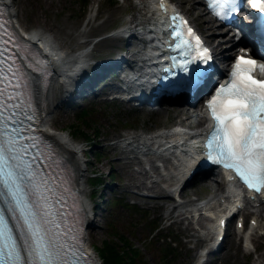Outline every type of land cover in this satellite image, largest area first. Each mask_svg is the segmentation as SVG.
<instances>
[{"label":"rangeland","instance_id":"374dc122","mask_svg":"<svg viewBox=\"0 0 264 264\" xmlns=\"http://www.w3.org/2000/svg\"><path fill=\"white\" fill-rule=\"evenodd\" d=\"M145 1L89 0L85 5L84 0H14L17 11L15 21L21 31L44 29L62 48L73 51L88 48L92 58L99 60L111 57L117 46L125 45V41L113 38L110 34L117 28L131 24L130 20L137 23L135 17L140 18L147 11V7L141 4ZM173 1L181 5L194 18L197 26L207 33L203 21L195 18L197 9L190 8L193 5L202 6L197 0H189L188 3L184 0ZM84 31L86 33H82ZM228 51L232 52V49ZM228 51H224V54H228ZM113 82L114 80H109L98 86L96 95L88 94L77 98L80 103H72L69 99L64 101L50 115L53 128L68 132L84 149L82 157L86 165L85 194L91 207L95 198L105 192L103 208L91 211L92 225L88 228L86 245L103 261L99 252L103 242L107 239L120 244L122 242L119 234H123L140 250L148 264H157L156 255L160 253V245H166L172 240L174 243L171 244L178 246L174 264H195L200 258L201 244L208 240L200 238L202 226L186 215H190L189 209L193 203L215 195L223 189L224 184L220 188L214 187L207 181L210 180L209 176L197 177L191 184L168 197L164 187L172 185L158 179L163 172V166L159 164L163 165L168 161L158 154H146L133 149L132 144H127L126 141L139 139L140 136H151L180 121L198 127L205 120L189 122L178 111L141 110L135 108L131 102L110 100L112 91L121 93L120 88L111 85ZM84 107L93 109L89 124L83 125V129L92 136L98 130L94 144L79 129H75V125H81L78 113ZM95 149L98 154L94 152ZM168 164L169 167L172 166L171 162ZM97 172L103 175L106 185L96 189L92 180ZM106 186L108 188L105 189ZM112 191L121 196L123 202L136 207L109 205L107 199ZM180 198L187 203L173 208ZM180 213L182 214L179 215ZM156 223H160L158 231L151 232V227ZM253 236L255 240L245 245L243 236L232 232L223 252L206 255L204 264H264V259L261 261L260 258L264 253V229L255 230ZM147 237L154 240L149 246L150 249H146L144 244ZM212 240L213 237L210 236L209 241Z\"/></svg>","mask_w":264,"mask_h":264},{"label":"snow or ice","instance_id":"6c2138e0","mask_svg":"<svg viewBox=\"0 0 264 264\" xmlns=\"http://www.w3.org/2000/svg\"><path fill=\"white\" fill-rule=\"evenodd\" d=\"M210 6L226 18L238 13L242 4L241 0H210ZM251 6L264 13V0H251ZM3 11L0 5V13ZM187 33L190 36L179 28L172 32L177 39L170 47L185 49L188 59L180 60V65L188 73L185 83L195 85L208 69L196 65L190 68V62L201 59L207 64L211 56L192 28L188 27ZM3 48L0 40V50ZM257 67L264 71V61L235 56L229 82L216 87L206 101L215 120L206 144L208 158L234 169L250 188L259 191L264 188V79L252 74ZM3 101L0 94V192L9 203L0 205V264H94L81 247L83 240L65 232L55 219V201L49 199L52 189L39 167L44 161L33 159L42 150L35 147V140H28L22 127L13 130L6 117L15 109L5 110ZM5 207L12 209L10 214L6 215ZM9 215L15 219L10 220Z\"/></svg>","mask_w":264,"mask_h":264},{"label":"bare ground","instance_id":"6f19581e","mask_svg":"<svg viewBox=\"0 0 264 264\" xmlns=\"http://www.w3.org/2000/svg\"><path fill=\"white\" fill-rule=\"evenodd\" d=\"M5 4H7L10 8V12L12 14L13 18L17 17V11L14 8V0H2ZM188 3L189 0H184ZM143 7H147V11L145 12V15L140 17L136 16L135 19L138 20L135 24H128L127 27L123 29H119L116 32L119 31H125V32H131L133 28H139V32L141 30H148L149 32L158 33L159 30L162 29L161 22H162V16L156 12L154 2L153 0H146L145 2H141ZM192 4H190L191 6ZM190 8L197 9L195 13V18L203 21L205 26L207 27V40L212 44L213 49L215 50L216 56L218 59H220L221 56L224 55L225 46L227 41L225 42L224 39L219 35L223 30L221 28H218L215 26L213 20L211 17L207 16V13L205 11V8L203 6H196L193 5ZM147 14V15H146ZM130 22L134 23V20H130ZM134 25V26H133ZM44 29H35L31 30V33L29 35L30 40L37 41L41 44V47L45 49V51L54 59V63L57 67L56 75L53 78V82L50 85V87L45 91L41 87V83L39 80L36 79V92L38 95V98L44 108L45 115L43 116L41 127L43 131H45L53 140H55L62 148L63 150L68 154L70 159L74 162L76 166V172H77V182L79 185V189L81 193L83 194V201L85 208L88 212V220L91 223L92 221V207L89 200L86 198L85 194V182H86V165L85 160L82 157V152L84 149L82 146L77 143L73 137L66 131L62 130H55L53 126L50 124V115L54 110L65 101V98L68 96V93L71 92L72 88L77 87L78 84H74L75 77L72 75V71H74V67L76 66V63L85 64L89 60V49H78V50H71V49H64L62 48L59 43L51 38L48 37L45 34ZM82 33H86L85 31ZM234 47V45H231ZM234 49V48H233ZM148 54L151 53V50H148ZM74 79V80H73ZM167 112L166 108L159 109ZM178 113L183 114L186 118L190 120H193V122H202L205 119V114L202 110V108H178ZM184 122V121H183ZM180 121L178 124L174 125L172 128H169L164 131H160L156 134H152L151 136H140V138L136 139H129L126 143L132 144L134 149L141 150L143 152L151 153L156 152L157 148H154L150 146L151 140L156 141H163L167 146H170L172 143H180L181 140L184 138V133L181 128H177L175 126H183V127H189L188 124L183 123ZM126 141V139L124 140ZM191 144H182L181 151H191L192 150ZM177 149V148H176ZM163 157H165L166 161L170 159L171 157L167 156L164 153H160ZM191 155V154H190ZM188 156H184L182 153L176 158V161H171L174 168H169L167 174L162 173L161 177L158 178L164 182H170L171 180H175L173 183H171L172 187L170 186L168 188V197H172L173 193L176 192L178 189V186L181 184L182 181H185L187 177L189 176L193 161H191ZM212 165H210L209 169H211ZM165 168H168V164H165ZM210 180H207L211 185L214 187L220 188L222 186V181L218 179V174L211 172L209 174ZM193 182V179L191 180ZM234 184V182H233ZM232 184V186L226 187L220 194H218L219 200H225L229 201L231 205L234 207V209L237 207L238 203L241 201V195L239 190ZM164 189H167L166 187ZM186 202L183 201L179 204H175L173 208H177L178 206L185 205ZM202 210H196L199 213H203L208 209L207 206H200ZM252 207V211L254 212V222L256 224H252L253 229H264V193L260 195L258 198L253 199L249 204L245 205L244 209L250 210ZM212 212H210L211 214ZM200 216L205 219L206 216L201 215ZM210 229H215L214 224H210ZM251 241L255 240V237H248ZM87 250L89 254L94 257L95 259L99 260L100 264H103L101 259H99V255L92 249H90L87 246ZM261 261L264 259V253L260 255Z\"/></svg>","mask_w":264,"mask_h":264},{"label":"trees","instance_id":"16d2710c","mask_svg":"<svg viewBox=\"0 0 264 264\" xmlns=\"http://www.w3.org/2000/svg\"><path fill=\"white\" fill-rule=\"evenodd\" d=\"M85 5L89 3V0H84ZM93 111L91 108L84 107L81 111L78 113V119L81 122V125H75V129H79V131L89 139L90 143L94 144L95 139L98 135V130L96 129L94 134L95 136L90 135L89 133L85 132V129H83V125L89 124L90 121V113ZM96 154H98V150H94ZM93 186L98 188L101 185L105 184V179L103 178V175L101 173H96L95 176H93ZM109 205H116V204H122L128 208L136 207L135 205H132L128 202H123L121 198L112 195L109 200ZM160 224L156 223L153 224L151 227V232H154L155 230L158 231ZM163 238L165 236H162ZM167 237V235H166ZM119 239L122 243H118L112 240H105L103 242V246L100 248V255L103 258L104 264H148L144 258L143 254L140 252V250L132 244V242L129 241V239L124 236L123 234H119ZM153 239L148 238L145 240L144 244L146 246V249H150L149 246L153 243ZM171 243H174V241H171L167 243L166 245H160V253L156 255V258H158L157 264H174L175 262V253L177 251V247L173 246Z\"/></svg>","mask_w":264,"mask_h":264},{"label":"water","instance_id":"95a60500","mask_svg":"<svg viewBox=\"0 0 264 264\" xmlns=\"http://www.w3.org/2000/svg\"><path fill=\"white\" fill-rule=\"evenodd\" d=\"M100 264V263H99Z\"/></svg>","mask_w":264,"mask_h":264}]
</instances>
